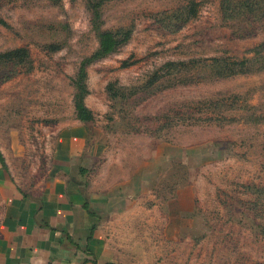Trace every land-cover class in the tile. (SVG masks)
<instances>
[{
  "label": "rangeland",
  "instance_id": "374dc122",
  "mask_svg": "<svg viewBox=\"0 0 264 264\" xmlns=\"http://www.w3.org/2000/svg\"><path fill=\"white\" fill-rule=\"evenodd\" d=\"M192 1L195 14L181 22ZM260 6L252 10V0H0V53L28 51L0 56V149L8 164L0 167V221L7 185L25 187L44 174L61 128L77 118L74 77L98 46L97 9L101 28L131 34L86 68L84 102L94 115L84 121L87 144L94 130L106 142L93 176L102 187L122 181L135 193L138 185L145 216L183 220L169 225L177 238L162 241L146 264H264V46L254 51L264 41L263 14L252 25L264 0ZM224 57L249 58L247 72L215 76L213 58ZM143 160L149 164L135 182ZM182 186L191 188L192 205L172 213L166 202Z\"/></svg>",
  "mask_w": 264,
  "mask_h": 264
},
{
  "label": "crops",
  "instance_id": "0c3cea01",
  "mask_svg": "<svg viewBox=\"0 0 264 264\" xmlns=\"http://www.w3.org/2000/svg\"><path fill=\"white\" fill-rule=\"evenodd\" d=\"M86 136L85 122L74 119L61 128L44 174L25 187L7 185L0 264H146L160 252L162 241L177 238L169 225L182 223V217L145 216L138 185L135 193L122 181L98 185L93 173L106 142L99 131L88 144ZM146 164H137L135 182ZM192 201L191 188L182 186L166 205L177 214L190 209Z\"/></svg>",
  "mask_w": 264,
  "mask_h": 264
},
{
  "label": "trees",
  "instance_id": "16d2710c",
  "mask_svg": "<svg viewBox=\"0 0 264 264\" xmlns=\"http://www.w3.org/2000/svg\"><path fill=\"white\" fill-rule=\"evenodd\" d=\"M255 7H257V10L261 8L260 0H252V10H256L254 9ZM233 8L234 6L230 7V10H233ZM195 12H196L195 2L192 1L190 2L189 5H186L184 7V11H183L184 17L181 18V22L193 16ZM181 13L182 11L179 12V14ZM261 14H263L262 17H264V11L262 10L252 12V25H254L256 22L255 18L258 19L261 18L259 17ZM93 20H94V26L96 27L98 33V46L89 55H86L82 58V60L80 61L79 68L77 70L76 77H74V81L76 85V91L74 93V107L77 118L82 121L90 120L94 116L91 108L88 107L84 102V97L89 92V89L85 82L87 75L86 68L88 64L118 49L120 45H122L128 40L131 34L130 28H121V27L116 29L101 28L99 26V11L97 9L93 11ZM263 46H264V41L257 44L256 47H254L255 53L260 52ZM24 55H28V51L25 47H15L0 53V56L9 57V58H21ZM213 59L214 61H216L217 64L216 67L212 69L211 72L215 76H227L240 72H247L248 70L247 62L249 61V58L247 57H243L240 59L229 58V57L213 58ZM174 63H176L174 60H168L164 62V64L167 65ZM188 80H191L190 77H185L183 81L186 82ZM0 167L4 168L5 170L8 169L7 161L1 149H0Z\"/></svg>",
  "mask_w": 264,
  "mask_h": 264
}]
</instances>
